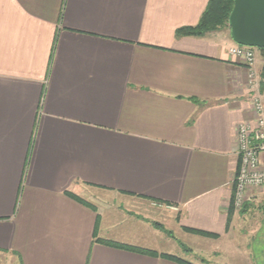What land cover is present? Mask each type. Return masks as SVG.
I'll use <instances>...</instances> for the list:
<instances>
[{
	"label": "crops",
	"instance_id": "obj_1",
	"mask_svg": "<svg viewBox=\"0 0 264 264\" xmlns=\"http://www.w3.org/2000/svg\"><path fill=\"white\" fill-rule=\"evenodd\" d=\"M209 1L0 0V264H179L97 238L257 264L239 242L253 204L227 228L250 70L226 29L176 34ZM132 201L156 220L123 215Z\"/></svg>",
	"mask_w": 264,
	"mask_h": 264
},
{
	"label": "built area",
	"instance_id": "obj_2",
	"mask_svg": "<svg viewBox=\"0 0 264 264\" xmlns=\"http://www.w3.org/2000/svg\"><path fill=\"white\" fill-rule=\"evenodd\" d=\"M234 58L243 59L250 70V87L253 90L254 118L239 125L236 157L239 168L235 173L234 206L242 208L254 197L252 191L264 188V101L260 94V76L257 71L258 49L237 45L229 49ZM154 206L178 211L173 205L154 203Z\"/></svg>",
	"mask_w": 264,
	"mask_h": 264
},
{
	"label": "trees",
	"instance_id": "obj_3",
	"mask_svg": "<svg viewBox=\"0 0 264 264\" xmlns=\"http://www.w3.org/2000/svg\"><path fill=\"white\" fill-rule=\"evenodd\" d=\"M234 1L235 0H210L208 3L207 8L205 9L204 13L202 14L199 22L197 25L195 26H191V27H183L177 30V36L179 37H204L205 35H207L208 33H212V32H217V31H222L224 29H229L230 27L228 25V19L229 16L233 10L234 7ZM262 58H263V65L261 68V72H260V77H261V88H264V50L263 49H259ZM73 199H75L76 201L81 202L82 204L91 207L93 209H95V207L85 201L84 199H82L81 197L72 194V193H68ZM235 212V207L234 204L230 206L229 209V213H228V222H227V228L230 226L231 221H232V217H233V213ZM191 232H195L198 234H201L202 236H206V237H216L215 235L212 234H208V233H201L198 231H193V230H189ZM97 235L95 234V237ZM97 242L100 243H104L106 245H110L119 249H124V250H128V251H134V252H139L142 254H147V255H151V256H155V257H163L166 259H169L171 261H175L179 264H192L188 261H185L177 256H173V255H168V254H159L156 251L153 250H147V249H143V248H139L136 246H130V245H125V244H121V243H115L112 241H108V240H103V239H96Z\"/></svg>",
	"mask_w": 264,
	"mask_h": 264
},
{
	"label": "rangeland",
	"instance_id": "obj_4",
	"mask_svg": "<svg viewBox=\"0 0 264 264\" xmlns=\"http://www.w3.org/2000/svg\"><path fill=\"white\" fill-rule=\"evenodd\" d=\"M226 31L229 33H231V31L229 29H226ZM258 49V48H257ZM262 61V65H263V58L262 55L258 49V63ZM259 190H254L252 191V195H254V197L251 199V201H248L245 205L247 204H253L252 206V210H249V212L246 215V212L244 214V221H243V226L241 229V233H239V235H243V241L239 240V242L243 245V249L245 250H249L252 253V260L253 262L257 263V264H264V212H263V208H264V199L261 196H257L255 197V195H257L256 193ZM82 196L84 198L87 199H91L94 202H96L97 198H99L100 195H98L97 193L92 192L91 190L87 189L84 190L83 192H81ZM261 197V198H260ZM263 199V200H262ZM261 201V202H260ZM112 202V201H111ZM132 205V207H131ZM130 204H126V202L123 203L122 205V214L125 215L124 213L127 214H132L134 216H144L145 214L150 217L149 220H156L154 217V214H149V213H145V210H143V206L138 202L136 203V201H132V203ZM244 205V206H245ZM152 209L155 210H160L158 207H155L154 205H151ZM158 208V209H157ZM243 208V207H242ZM242 208H236V210H241ZM122 219L126 220V218L123 216ZM262 225V227H260V230H257L259 225ZM196 260V259H194ZM200 259H197L198 263ZM202 260V264H207V260L204 258L201 259ZM213 264V261L210 263ZM251 264V263H250Z\"/></svg>",
	"mask_w": 264,
	"mask_h": 264
},
{
	"label": "water",
	"instance_id": "obj_5",
	"mask_svg": "<svg viewBox=\"0 0 264 264\" xmlns=\"http://www.w3.org/2000/svg\"><path fill=\"white\" fill-rule=\"evenodd\" d=\"M228 25L235 44L264 50V0H235Z\"/></svg>",
	"mask_w": 264,
	"mask_h": 264
}]
</instances>
